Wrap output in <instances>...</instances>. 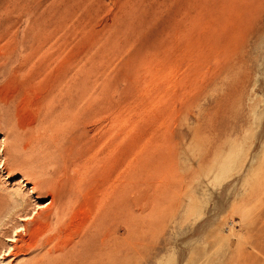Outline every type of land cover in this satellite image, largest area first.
<instances>
[{"label": "rangeland", "instance_id": "374dc122", "mask_svg": "<svg viewBox=\"0 0 264 264\" xmlns=\"http://www.w3.org/2000/svg\"><path fill=\"white\" fill-rule=\"evenodd\" d=\"M73 158L91 241L6 262L264 264V0H0V247Z\"/></svg>", "mask_w": 264, "mask_h": 264}, {"label": "bare ground", "instance_id": "6f19581e", "mask_svg": "<svg viewBox=\"0 0 264 264\" xmlns=\"http://www.w3.org/2000/svg\"><path fill=\"white\" fill-rule=\"evenodd\" d=\"M55 99H56V97H55ZM61 100H63V98H60L59 102H61ZM63 101H65V100H63ZM34 133H35L33 135L34 137L29 139L30 141H28V145H32L33 143H36L37 141H39L41 139V135H42L41 130L37 129L36 131H34ZM74 144L76 145V141H74ZM71 154H73L72 150L69 151V154H67V156L70 157ZM76 162H77L76 158L75 159L73 158L71 160V163H70V165H73L75 163L76 167H75L74 171H76V172H75V175L70 179L71 181L69 183V187L65 188L64 190H61L60 192L55 193L54 196L52 197L51 201L48 202L47 204L46 203L45 204H42V203L39 204L38 203L37 206L35 205L36 206L35 208H37V210L35 209L36 211L34 213L35 214L38 213V214L34 218L32 217L33 215L31 214L32 211H34V210H32L31 213H27V211H25L23 208H21L22 211L24 210V213L21 212L19 221L17 220L19 222V224L17 226L15 225L16 227H14L15 228L14 233L12 235L9 233L8 234L1 233L3 235L2 238H3L5 243L2 244L0 247L1 249H3V250L0 249V264H11L12 261L6 262V260L8 259L7 256H11V254L16 255L17 253H19L20 247L22 244L32 246L33 244L37 243L38 241H42L46 245H51L59 253H68L69 251H71V254H70V256H71L73 254L72 251L74 250L76 244L80 243V244L85 246L88 242L91 241V240H89V238H91L90 233L95 232V228H97V227H95V225L98 223V221L96 219L93 222H92V220H89L87 223H85L83 226L84 227L83 230H81L82 232L80 231L81 233L80 234L78 233L79 235H76V234L75 235L74 234L69 235L70 233L68 234V230L70 228H67L68 230H66L64 228L65 223H67V218L69 217V215H72V213H74L76 208L83 203L82 198L83 197L85 198L87 193L91 194L93 191L95 192L96 190L99 191L100 193H105L106 192L105 191L106 185L104 186V184H106L107 182L105 181V177H104L103 172H101V171L100 172L98 171L99 173L94 172L93 173L94 175L88 174V170L86 168H84V170H80L81 165H80V163L76 164ZM70 172H71V170H70ZM89 173H91V172H89ZM88 177L90 178V182L86 180ZM20 182L21 181H18L17 183H20ZM89 183L91 185H88ZM108 186H110V185H108ZM109 190L110 189H108L107 191H109ZM95 193L97 194V192H95ZM104 195H103V197H104ZM108 201H110V199ZM101 202H103V201H101ZM49 205L50 206L53 205L54 208L51 209V211L49 213H47L45 217L40 216L41 212H39V211L43 208H46V207L49 208L50 207ZM7 207H8V205H7ZM8 208L10 209V206ZM19 208H18V211H21V209L19 210ZM12 210H13V208H12ZM14 210H17V209H14ZM109 210H110V208H109ZM9 215H11V214L8 211H4V210L0 211V227L2 226V224H4V222H8V220L5 221V219H7L6 217H9ZM32 218H33V220L30 221ZM10 221H9V223H10ZM15 221H16V219H15ZM14 223L12 222V224H14ZM67 224L69 225V223H67ZM100 224H102V223H100ZM68 225H66V226H68ZM69 227H70V225H69ZM70 230H69V232H70ZM20 232H24L25 236ZM40 235H41V237L43 235H46L47 237L44 240H41V239H39ZM26 236H28L29 239L26 240Z\"/></svg>", "mask_w": 264, "mask_h": 264}]
</instances>
